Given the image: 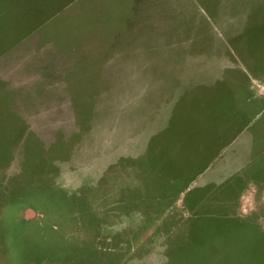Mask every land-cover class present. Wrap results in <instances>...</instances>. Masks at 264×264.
Masks as SVG:
<instances>
[{"label":"rangeland","instance_id":"obj_1","mask_svg":"<svg viewBox=\"0 0 264 264\" xmlns=\"http://www.w3.org/2000/svg\"><path fill=\"white\" fill-rule=\"evenodd\" d=\"M0 264H264V0H0Z\"/></svg>","mask_w":264,"mask_h":264}]
</instances>
